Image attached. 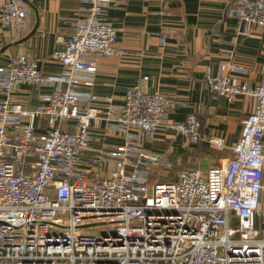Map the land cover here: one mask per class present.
Instances as JSON below:
<instances>
[{
  "label": "built area",
  "instance_id": "2783aa9c",
  "mask_svg": "<svg viewBox=\"0 0 264 264\" xmlns=\"http://www.w3.org/2000/svg\"><path fill=\"white\" fill-rule=\"evenodd\" d=\"M112 1L84 0L74 33L54 54L61 74L44 78L25 55L0 67V264H264V69L255 85L206 71L214 94L254 100L226 164L183 168L175 181L150 184L141 167L155 166L158 155L143 144L179 104L135 85L120 107L82 106L98 100L82 89L92 85L98 58L119 54L103 19ZM236 12L246 27L264 30V0H236ZM29 20L22 0L0 6L4 27L18 31ZM44 82L55 87L36 106L14 100L16 86ZM97 113L123 141L83 162ZM43 117L50 128L37 133ZM200 126L194 114L168 125L190 145L224 148L202 138ZM107 159L114 168L101 176L97 166Z\"/></svg>",
  "mask_w": 264,
  "mask_h": 264
},
{
  "label": "crops",
  "instance_id": "0c3cea01",
  "mask_svg": "<svg viewBox=\"0 0 264 264\" xmlns=\"http://www.w3.org/2000/svg\"><path fill=\"white\" fill-rule=\"evenodd\" d=\"M22 1L30 11V20L22 29L14 31L0 21V67L25 55L36 61L44 78L61 74L62 65L54 54L62 49L60 41L74 33L87 5L84 0ZM6 2L0 0V6ZM103 19L116 31L119 54L98 58L92 85L82 87L98 100L82 102V106L120 107L126 90L135 85L150 93L158 91L179 104L169 109L166 120L143 144L158 155L153 167L161 169V179L168 178L172 169L196 167L206 172L212 166L225 165L231 157L229 148L240 137L242 120L253 111L254 100L238 96L228 101L214 94L207 86L206 71L216 76L223 70L234 83L255 85L264 69V30L241 23L236 0H113ZM54 87L46 82L18 85L13 98L31 108ZM97 114L100 120L91 122L83 162L104 156L123 141L117 127ZM189 114L200 121L202 138L221 139L224 148L215 149L205 141L190 145L168 127ZM35 126L37 133L50 128L45 117ZM113 168L114 161L107 159L96 170L107 176ZM261 203L264 209V188Z\"/></svg>",
  "mask_w": 264,
  "mask_h": 264
},
{
  "label": "rangeland",
  "instance_id": "374dc122",
  "mask_svg": "<svg viewBox=\"0 0 264 264\" xmlns=\"http://www.w3.org/2000/svg\"><path fill=\"white\" fill-rule=\"evenodd\" d=\"M141 170L147 172V174H148V181H149L150 184H154V183H156L158 181H168L169 182L171 180H174V181L176 180L175 177H174V179H173V177H168V178L165 177L164 179H161V176H160L161 169L156 168V167L149 166V168L146 170V167L143 166V167H141ZM169 171L170 170H168V172ZM169 173L172 174L173 173V170H171ZM65 218H66V216H65ZM100 231L101 230H99V232Z\"/></svg>",
  "mask_w": 264,
  "mask_h": 264
},
{
  "label": "trees",
  "instance_id": "16d2710c",
  "mask_svg": "<svg viewBox=\"0 0 264 264\" xmlns=\"http://www.w3.org/2000/svg\"><path fill=\"white\" fill-rule=\"evenodd\" d=\"M172 170H173V173L170 174L169 177H173V179H174V177L176 178V172H178L179 169H172ZM171 181H174V180H171ZM160 182H165V181H160Z\"/></svg>",
  "mask_w": 264,
  "mask_h": 264
}]
</instances>
